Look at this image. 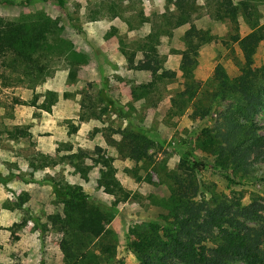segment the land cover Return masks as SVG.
Returning a JSON list of instances; mask_svg holds the SVG:
<instances>
[{"label": "rangeland", "instance_id": "rangeland-1", "mask_svg": "<svg viewBox=\"0 0 264 264\" xmlns=\"http://www.w3.org/2000/svg\"><path fill=\"white\" fill-rule=\"evenodd\" d=\"M242 2L250 6L252 24H264V0H187L190 19L178 28L176 0H65L64 9L53 0H0L3 22L50 21L53 27L46 34L43 82L17 80L20 69L13 58L0 60V264H65L63 232L52 223L62 213L55 183L82 186L111 216L99 239H72L73 248L87 255L85 264H139L127 248L128 237H150L155 226L164 231L161 216L170 214L172 188L168 175L177 169L183 142L196 151L201 132L214 130L230 103L220 102L205 118L192 109L170 113V100L190 82L179 71L185 33L194 25L203 41L193 78L207 106L204 93L211 90L215 67L221 64L235 78L245 62L231 37L250 34L248 20L240 12L235 21L225 14ZM148 45L156 50L159 73L176 74L157 80L151 92L140 87L152 74L137 70ZM252 59L254 68L264 64V42ZM254 123L264 134V106ZM137 130L153 142L151 164L130 158L129 134ZM197 155L213 165V157ZM107 159L114 181L129 193L116 205V198L98 187ZM196 180L197 201L211 208L223 201L233 207L258 204L261 218L246 225L264 226L263 163L240 185L229 186L212 170L198 172ZM206 238L205 245L215 248V239Z\"/></svg>", "mask_w": 264, "mask_h": 264}, {"label": "trees", "instance_id": "trees-1", "mask_svg": "<svg viewBox=\"0 0 264 264\" xmlns=\"http://www.w3.org/2000/svg\"><path fill=\"white\" fill-rule=\"evenodd\" d=\"M60 8H65V0H53ZM187 0H176L177 28L190 19L189 8L184 6ZM249 4L242 2L226 15L235 21V13H241L248 21L251 33L245 37L234 35L231 41L237 44L244 61L239 75L231 78L225 68L218 64L213 72L211 90L204 93L207 106L202 104L199 85L193 78L197 66V57L203 41L192 25L185 33V50L181 53L179 71L181 76L190 79L189 86L173 97L170 113L183 115L189 109L194 116L205 118L215 111L220 102L230 101L220 114L214 130L204 129L198 137L196 151H190L188 141H184L177 169L168 175L171 184L169 215L161 216L164 231L155 226L152 235L141 233L128 237L127 248L139 264H173V261L185 264H264V226L249 227L246 222H258L261 209L258 204L244 207L230 206L219 202L211 208L207 202L197 201L199 195L196 174L204 170L219 173L229 186L240 185L249 179L253 166L264 164V134H259L254 117L264 106V64L259 68L252 66L257 45L264 42V24H252ZM40 20V24H41ZM50 21L42 25L8 23L0 20V60L11 56L16 68L20 69L17 80L39 84L44 80L42 57L49 48L47 33H52ZM201 40V39H200ZM156 50L148 45V53L137 66V70L148 71L153 79L140 88L152 91L157 80L176 78L175 73L161 71L159 61L154 59ZM129 64L133 61L129 59ZM153 142L142 131L129 134L130 158L136 161L153 162L149 149ZM213 157V165L199 158L197 152ZM96 152H101L96 149ZM98 163V161H94ZM105 169L100 171L98 187L116 198L114 205L129 197L120 185L114 181L115 169L111 160L105 161ZM240 174V175H238ZM55 197L62 205V213L52 218V223L63 232L60 245L65 264H85L87 255L79 254L71 245L74 238L99 239L104 226L110 223L111 216L90 200L80 185L54 184ZM216 233V235H214ZM211 236L215 248L205 243ZM90 259L91 256H89Z\"/></svg>", "mask_w": 264, "mask_h": 264}]
</instances>
